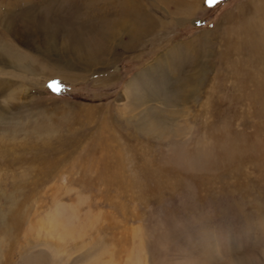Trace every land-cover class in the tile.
<instances>
[{
	"label": "rangeland",
	"instance_id": "rangeland-1",
	"mask_svg": "<svg viewBox=\"0 0 264 264\" xmlns=\"http://www.w3.org/2000/svg\"><path fill=\"white\" fill-rule=\"evenodd\" d=\"M0 20V264H264V0H0Z\"/></svg>",
	"mask_w": 264,
	"mask_h": 264
},
{
	"label": "bare ground",
	"instance_id": "bare-ground-1",
	"mask_svg": "<svg viewBox=\"0 0 264 264\" xmlns=\"http://www.w3.org/2000/svg\"><path fill=\"white\" fill-rule=\"evenodd\" d=\"M4 13V12H3ZM138 14V13H137ZM15 14H13V12H11L10 10H7L6 11V16H5V19H6V23H7V25H9V24H11V26H6L7 28H8V30L10 31V29H12V27L13 26H15V21L14 20H16V17L14 16ZM141 15V14H140ZM139 15V16H140ZM142 16V15H141ZM138 18V17H137ZM136 18V19H137ZM4 20V19H3ZM141 20V19H140ZM0 22H1V20H0ZM138 27V26H137ZM4 43V41H3V39H1L0 38V48H2V49H4V46H5V44H3ZM3 46V47H2ZM3 58V56L0 54V59H2ZM20 61H19V63H18V66H20L21 67V69H28V68H30V64L26 61V59H25V54L23 55V58L20 56V59H19ZM3 61V60H2ZM24 72H26V71H24ZM1 85V84H0ZM183 85V86H182ZM181 86H179L174 92H175V95L177 94V93H181V91H182V89L184 90V88H185V85L184 84H182ZM147 89V88H146ZM149 91V90H148ZM175 95H173L171 98H170V102L172 101V99L173 98H175ZM181 98H182V96H180ZM137 98H138V100L139 101H142V103H144V102H148L149 101V99H150V97H149V95H138L137 96ZM171 104V103H170ZM150 108V107H149ZM148 108V109H149ZM171 114H172V111H171ZM138 117V116H137ZM5 118V117H4ZM136 120V122H134V123H131V124H133V125H135L134 127H135V130L136 131H138V132H142V133H146V134H150V135H152L154 132H155V129H154V126H155V124L157 123V122H159V121H163L164 120V113L162 112V111H160V109L159 110H157V111H154L153 109H152V111H150V110H148L147 111V113L145 114V116H144V118H136L135 119ZM49 128V127H48ZM47 128V129H48ZM161 130V129H160ZM190 132V131H189ZM188 139V138H187ZM206 140V139H205ZM204 137H198V139H197V143L198 144H201V145H203V144H205L204 143ZM206 142V141H205ZM232 144V146H235V147H237V145L236 144H234V142L233 143H231ZM260 147V146H259ZM258 147V148H259ZM250 148V149H249ZM264 147H262V149H263ZM246 149L247 150H255V149H257L256 148V146H251L250 144H248L247 146H246ZM236 150V149H235ZM241 151V150H240ZM235 152H237V151H235ZM241 153V152H240ZM237 154H239V153H237ZM237 154H234V156L235 155H237Z\"/></svg>",
	"mask_w": 264,
	"mask_h": 264
},
{
	"label": "snow or ice",
	"instance_id": "snow-or-ice-1",
	"mask_svg": "<svg viewBox=\"0 0 264 264\" xmlns=\"http://www.w3.org/2000/svg\"><path fill=\"white\" fill-rule=\"evenodd\" d=\"M216 2H217V0H207V3L209 5H213ZM49 87H50V89L55 88L56 87V82H50Z\"/></svg>",
	"mask_w": 264,
	"mask_h": 264
},
{
	"label": "crops",
	"instance_id": "crops-1",
	"mask_svg": "<svg viewBox=\"0 0 264 264\" xmlns=\"http://www.w3.org/2000/svg\"><path fill=\"white\" fill-rule=\"evenodd\" d=\"M143 17V16H142ZM147 26L149 27L150 25L149 24H147Z\"/></svg>",
	"mask_w": 264,
	"mask_h": 264
}]
</instances>
